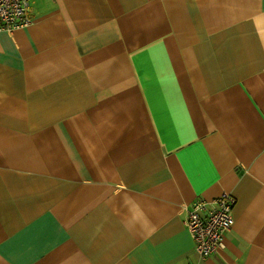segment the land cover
<instances>
[{
    "label": "crops",
    "instance_id": "crops-1",
    "mask_svg": "<svg viewBox=\"0 0 264 264\" xmlns=\"http://www.w3.org/2000/svg\"><path fill=\"white\" fill-rule=\"evenodd\" d=\"M0 30V264H264V0H31ZM236 198L201 256L185 218Z\"/></svg>",
    "mask_w": 264,
    "mask_h": 264
},
{
    "label": "built area",
    "instance_id": "built-area-1",
    "mask_svg": "<svg viewBox=\"0 0 264 264\" xmlns=\"http://www.w3.org/2000/svg\"><path fill=\"white\" fill-rule=\"evenodd\" d=\"M31 0H0V30L12 32L31 25ZM236 198L223 193L211 202L198 199L187 209L185 224L201 256H209L223 247L224 235L234 222Z\"/></svg>",
    "mask_w": 264,
    "mask_h": 264
}]
</instances>
